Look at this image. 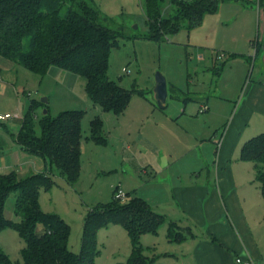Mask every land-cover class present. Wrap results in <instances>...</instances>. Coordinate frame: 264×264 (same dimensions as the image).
<instances>
[{"label":"rangeland","instance_id":"374dc122","mask_svg":"<svg viewBox=\"0 0 264 264\" xmlns=\"http://www.w3.org/2000/svg\"><path fill=\"white\" fill-rule=\"evenodd\" d=\"M85 1L100 14L98 18L103 24L122 32L118 45L112 47L109 54L108 75L126 89H134L129 105L121 114L104 111L90 100L85 89L86 80L80 74L52 65L41 75L0 54V110L20 115L6 120V123H0V162L4 163L3 166L0 165V172L13 171L22 179L31 172L46 170L43 157L21 151L15 143L20 120L29 109L32 99L41 102L44 97L48 99V107L41 104L36 108V120L46 107L52 116L67 109H83L86 113L82 119L79 180L71 183L54 169L51 173L53 183L49 187H41L39 195L45 212L58 213L70 224V249L75 252L80 250L83 225L89 211L111 202L114 186L120 185L130 193V199L135 195L143 199L147 197L149 200L146 201L166 217L157 233L147 232L142 235L143 254L157 258L161 251L177 250L180 259L159 257L154 264H184L186 261L194 264L193 247L199 238L207 235V228L200 224L195 226L184 215L178 216L183 223L170 218L169 213L174 208L169 184L171 169L163 166L161 158L158 166L154 167L156 176H149L143 168L145 158L137 151V147L141 149L142 146V143L137 144V137L140 133L155 136L158 145L173 154L175 163L172 173L177 175L187 167L192 154L186 155L185 151L195 139L183 122L171 120L170 117L183 106L192 113L202 114L206 111L200 108L201 104L206 103L215 108V111L222 112V115L215 114L208 118L206 124L204 119L196 121L201 127L202 137L207 139L202 142L203 150L214 153L216 160L213 140L218 138L220 131L217 135L215 129L223 126L228 117L230 120L231 115L234 117L232 113L237 109L240 95L250 82V72L254 70V79L259 69V60L252 69L249 61L245 62L238 55L254 56L255 46L249 42V37L253 35L256 38L260 27V13L264 11V7H258L259 0H225L218 11L206 14L200 25L190 30L183 26L178 32L159 42L143 37L147 32L144 0ZM67 5L69 1L66 2ZM66 10L67 7H64L63 15ZM163 11L165 14H172L175 6L167 1ZM229 17L230 20H226ZM235 53L238 55L233 56ZM157 73H161L167 81V105L164 108L158 105L154 96ZM243 77V82H240ZM262 77L263 80L264 75ZM138 91H143L145 95ZM214 94L216 97H213ZM207 96L210 102H207ZM95 116L104 121L98 136L106 139L104 143L91 138L90 124ZM251 122L246 129H241L239 124L235 125L230 136L226 137L224 147L227 149L226 161L230 159L232 167H235L234 175L243 174L255 180L254 163L239 159L243 142H236L240 134L244 133L245 142L264 131L253 130V124L257 122ZM215 123L217 126L213 128ZM212 136L216 138H211ZM198 140L200 144L201 138ZM196 148L199 151L198 146ZM178 155H182V158L176 159ZM211 169L214 170L213 165ZM151 177L153 178L150 179ZM16 194L17 192L10 193L6 200L5 214L8 218H16ZM155 195L159 199L156 200ZM161 195L163 204L156 206L154 203L162 201ZM172 220L176 222L172 226L174 234L179 233L180 237L188 235L191 227L197 233V239L168 244ZM42 228L43 225L39 224L38 230ZM236 237L241 242L238 234ZM209 239L219 243L213 236H209ZM0 246L17 264H25L23 248L26 243L14 227L9 226L0 231ZM131 246V239L122 224L102 226L97 231L98 254L94 264H126L132 255Z\"/></svg>","mask_w":264,"mask_h":264},{"label":"trees","instance_id":"16d2710c","mask_svg":"<svg viewBox=\"0 0 264 264\" xmlns=\"http://www.w3.org/2000/svg\"><path fill=\"white\" fill-rule=\"evenodd\" d=\"M167 1L175 6L172 14L163 11ZM224 1L144 0L147 32L143 37L160 42L183 26L190 30L200 25L206 14L216 12ZM262 3L259 0V5L264 6ZM64 7L67 10L63 15ZM99 15L85 0H0V54L41 75L52 65L78 73L85 78L86 92L95 105L121 114L134 89H126L111 79L108 68L110 51L118 45L122 32L103 24ZM255 43L256 40H251L252 45ZM258 53L259 44L256 56ZM138 93L145 95L143 91ZM41 104L48 107L38 99L31 100L17 132V142L26 152L43 157L46 170L22 179L13 171L0 172V231L9 226L18 231L26 243L25 264H94L98 229L120 223L132 244V255L126 264H154L156 258L142 252L141 237L147 232L157 233L166 217L145 199L137 195L130 199L128 192L127 202L113 195L111 202L90 210L83 225L80 250L70 249V224L58 213L45 212L39 195L41 187L53 183L54 169L71 183L79 180L82 119L86 111L67 109L52 116L48 110L36 120V108ZM90 125L91 138L106 142L98 137L104 126L102 118L93 117ZM225 129L226 126L221 134ZM240 158L254 163L255 180L264 200V131L243 143ZM12 192H17L14 206L17 219L5 214L6 200ZM174 223L170 222L168 238L180 240V234L172 232ZM39 224L43 225L41 230ZM0 264H17L1 246Z\"/></svg>","mask_w":264,"mask_h":264},{"label":"crops","instance_id":"0c3cea01","mask_svg":"<svg viewBox=\"0 0 264 264\" xmlns=\"http://www.w3.org/2000/svg\"><path fill=\"white\" fill-rule=\"evenodd\" d=\"M257 4L259 8L264 7L259 5L258 1ZM230 18L231 17L226 20H230ZM252 36L253 35L249 37V42L251 43V40H256V43L252 45L255 46L256 51L257 45L259 44L258 55L256 56L255 51L254 56L251 55L252 57H250V54H248V56L246 54L238 55L236 53L233 54V56L238 55L245 62L249 61L248 63H250L252 69L259 60V69L256 71L254 79H252L254 70L250 72V82L248 84L246 83L247 88L240 95L238 100V102H240L237 109L232 113L234 114V117L231 115L232 119L230 117L229 120L228 117L223 126L216 127L215 129V134L220 131L218 138L213 140L215 143L214 151L216 152V160L214 159V153H209V151L203 150L204 144L202 142L207 139L206 137H202L201 127L197 125L196 121L204 119V124H206L208 118L215 114L222 115V112L219 113L218 111H215V108L209 107L206 103L201 104V109H204V105L206 106V109H204L206 112H203L202 114L192 113L191 110H187V107L183 106L182 109H178V111L170 117L171 120L175 119L183 122L195 139V142L188 146L185 151L187 153L186 155L192 154L187 161V167L184 170H180L177 175H173L172 173V167L175 163V160L172 159L173 154L171 152L168 153L166 149H163L158 145L155 136L151 137L150 135L140 133L137 137V139H139L137 144L142 143V146L140 147L141 149H138L137 147V151H140L141 155L145 158L143 161V168L144 171L150 174L149 176H156L157 171L154 167L158 166L161 158L163 160V166H168L171 169L170 173L172 175L170 174L169 176V184L172 193V201H174V208L169 213L171 215H169L170 218L183 223V220L178 219V216H185V218L191 220L195 226L200 224V226L207 228V235L202 238H199L198 236V243L193 247L194 264H236L234 259L237 254L250 255L253 259L264 264V200L260 185L255 182L254 179L251 180L252 177L247 178L243 176V174H240L239 176L234 175L233 168L235 167H232L230 159L226 161L227 149L224 147L226 137L230 136L235 125L239 124L241 129H246L249 124H252L251 121H255L257 123L253 124V130H264V79L262 80V76L264 75V48H262L264 39V11L260 13V27L257 31V36L255 39ZM243 80L244 77L242 78V81H237L243 82ZM213 97H216V95ZM207 102H210L208 96ZM0 112L9 111L0 110ZM16 115L18 114H15V118L20 116ZM12 118L8 119V121ZM22 120L23 116L20 123H22ZM0 123L6 122L4 121ZM242 124H245V126ZM163 126L164 125L162 124V129L164 128ZM215 126H217V123L214 124L213 128H215ZM225 126L226 129L221 134V130ZM243 134L239 135L236 141L238 144L241 140L244 143ZM199 138H201L200 144H198ZM203 138H205V140ZM211 138L216 137L212 136ZM167 141L170 142L169 139H167ZM15 143H17V146L21 151H25L18 144L17 140H15ZM181 143L184 144V141H181ZM243 143H241V147ZM196 146H198L199 151H197ZM240 152L239 159L242 160L240 158ZM180 158H182V155L176 157V159ZM221 163L223 164V167L221 166ZM3 164V162H0V165L3 166ZM212 165L214 166L213 171L211 169ZM253 169L255 172L254 165ZM149 170H151V172ZM58 173L59 172H57V174ZM145 198L149 200L147 197ZM155 199L157 200L159 197L157 198L155 195ZM161 199L162 201L159 200V202L154 204H156V206L162 205V195ZM151 207L157 211L153 205ZM175 220L172 221L175 222ZM209 223H211V225H209ZM237 234L240 237L241 242L237 240ZM209 236L218 239L219 243L210 240ZM195 238L197 239V233L190 227L188 235L182 236L180 240H170L168 238L167 243L171 244L172 242H176L179 244L181 241ZM157 255V258L169 257L170 259H180L177 250L171 252L166 249ZM184 264H191V261H186Z\"/></svg>","mask_w":264,"mask_h":264},{"label":"built area","instance_id":"2783aa9c","mask_svg":"<svg viewBox=\"0 0 264 264\" xmlns=\"http://www.w3.org/2000/svg\"><path fill=\"white\" fill-rule=\"evenodd\" d=\"M204 109H206L205 105H204ZM14 116L15 114H13L12 112H0V122H4ZM219 144H220V141H219ZM114 187H115L114 193H113L114 198L120 201H126L128 197L127 192L120 185H116ZM235 263L236 264H262L259 261L253 259L250 255H246V254L235 255Z\"/></svg>","mask_w":264,"mask_h":264},{"label":"water","instance_id":"95a60500","mask_svg":"<svg viewBox=\"0 0 264 264\" xmlns=\"http://www.w3.org/2000/svg\"><path fill=\"white\" fill-rule=\"evenodd\" d=\"M262 48H264V39H263V44H262ZM168 95V88H167V81L166 78L161 74V73H157L156 75V85L154 88V96L158 102V105L160 107H164L166 106V98ZM43 103L48 102V99L46 97H44L42 99ZM48 109L45 108L44 109V113H47Z\"/></svg>","mask_w":264,"mask_h":264}]
</instances>
